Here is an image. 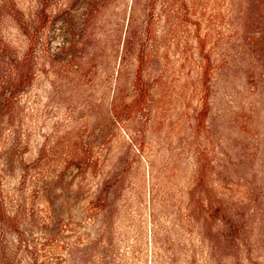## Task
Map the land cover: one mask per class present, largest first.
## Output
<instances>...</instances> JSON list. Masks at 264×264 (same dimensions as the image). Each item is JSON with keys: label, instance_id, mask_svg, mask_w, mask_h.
Segmentation results:
<instances>
[{"label": "rangeland", "instance_id": "1", "mask_svg": "<svg viewBox=\"0 0 264 264\" xmlns=\"http://www.w3.org/2000/svg\"><path fill=\"white\" fill-rule=\"evenodd\" d=\"M14 1L48 21L9 99L0 11V264H264V0Z\"/></svg>", "mask_w": 264, "mask_h": 264}, {"label": "trees", "instance_id": "2", "mask_svg": "<svg viewBox=\"0 0 264 264\" xmlns=\"http://www.w3.org/2000/svg\"><path fill=\"white\" fill-rule=\"evenodd\" d=\"M0 11L3 14H6L11 17V19L15 22L18 30L22 33L27 41V49L25 51L24 56L21 59H17L14 67L16 72L15 79L10 83L7 88L9 99L14 98L21 90H23L24 86L28 84L30 81V73H31V62L30 55L34 52V47L44 32V29L47 25L48 14H47V4L40 2V8L36 13L34 19H30L26 16L24 11L19 8L14 0H0ZM6 49L3 47L2 51L4 52ZM136 83V94L137 98H144V94L148 91V87H145L143 82V78L141 75L138 77ZM143 82V83H142ZM3 92V91H2ZM5 97V96H4ZM4 97H0L4 99ZM2 104V103H1ZM2 105H0L1 107ZM77 167L72 165H66L62 169L58 170L54 176H51L47 173V170H43L38 165H33L27 168L25 171H32L33 175L30 177L31 182L34 186L39 188V194L44 198H48L54 194L55 188L64 181L70 182L74 173L76 172ZM1 173H0V221L3 220V208L2 201L4 199V189L1 182ZM26 177H24L25 179ZM81 185H79V190H81ZM224 228L226 230H231L232 225L229 223H225ZM33 264H42L38 263L36 260Z\"/></svg>", "mask_w": 264, "mask_h": 264}]
</instances>
